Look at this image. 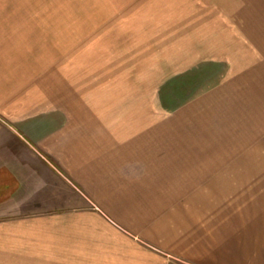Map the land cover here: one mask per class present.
I'll use <instances>...</instances> for the list:
<instances>
[{"label": "crops", "instance_id": "obj_1", "mask_svg": "<svg viewBox=\"0 0 264 264\" xmlns=\"http://www.w3.org/2000/svg\"><path fill=\"white\" fill-rule=\"evenodd\" d=\"M168 1L109 2L93 46H22L0 0V264H200L192 241L230 226L264 141V48L179 59ZM119 46H174L173 74Z\"/></svg>", "mask_w": 264, "mask_h": 264}, {"label": "rangeland", "instance_id": "obj_2", "mask_svg": "<svg viewBox=\"0 0 264 264\" xmlns=\"http://www.w3.org/2000/svg\"><path fill=\"white\" fill-rule=\"evenodd\" d=\"M119 1L16 0L14 17L22 23V46H93L101 12L111 14L110 4ZM168 4L173 13L170 18L165 12L164 20L166 25L172 24L173 42L181 46L179 59L188 58L193 46L264 48V0H169ZM119 47L124 49L119 57L135 63L148 59L152 75L173 74L174 46ZM261 52L264 55V49ZM238 166L241 179L232 185L240 187L241 194L231 196L236 202L227 214L230 226L219 227L224 234L217 233L219 225L214 221L215 234L207 236L208 241L202 240L203 236L198 237V243L192 241L197 253L207 256L198 259L200 264H264V141L241 155ZM205 221L199 220V225Z\"/></svg>", "mask_w": 264, "mask_h": 264}]
</instances>
